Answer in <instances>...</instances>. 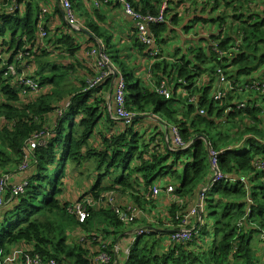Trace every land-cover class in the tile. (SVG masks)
I'll use <instances>...</instances> for the list:
<instances>
[{"label":"trees","instance_id":"obj_1","mask_svg":"<svg viewBox=\"0 0 264 264\" xmlns=\"http://www.w3.org/2000/svg\"><path fill=\"white\" fill-rule=\"evenodd\" d=\"M71 1L75 7L76 0ZM127 1L145 15L161 12V0ZM43 2L0 0V188L4 180L8 182L0 204V258L6 256L8 263L18 247L23 263L39 257L57 264H101L98 256L106 252L109 264H114L119 246L118 256L125 258V264H264V168H258L264 162V88L256 91L253 85L260 81L264 86V0H170L175 7L166 10L167 23L151 25L161 54L149 70L155 81L169 79L171 97L158 94L139 77L133 82L132 72L122 66L128 80L127 107L143 117L131 126L109 114L105 78L90 87L89 80L101 71L87 68L77 57L82 32L69 29L51 37ZM114 3L122 7L120 0L107 5ZM98 8L93 7L88 16H98ZM53 9L59 12L56 4ZM40 26L46 31L43 47L38 46ZM85 26L97 38L111 40V29L103 23L90 17ZM179 33L189 36L187 43ZM131 39L149 55L135 34ZM173 40L181 44L173 45L177 47L170 59H159L164 44ZM46 42L56 50L65 48L74 61L57 62L65 56L58 54L55 60L56 51L49 50ZM19 52L25 54V60L16 64L20 72L38 66L30 75L42 86L35 96L22 97L14 77L3 75ZM119 52L111 57L113 61L117 62ZM81 67L89 70V80L70 82L68 91L56 86V79L77 75ZM218 70L233 85H247V91L231 90L227 98L216 100ZM242 101L252 105L237 108ZM229 106L233 111H227ZM148 114L167 121L169 146L157 126L150 131L136 128ZM173 127L184 145L193 144L191 148H175ZM32 139L39 145L30 152ZM208 148L221 152L217 169L223 177L208 188L202 208L192 215L200 192L215 173ZM93 160L95 184L75 201L65 199L66 184L78 186ZM72 171L79 176L75 178ZM23 183H27L24 192L15 193L14 188ZM158 184L173 185L175 192L170 198L160 195L170 201L152 223L148 216L121 220L118 209L109 205L98 209L86 205L89 216L81 223L73 210L76 203L99 202L108 193L121 191H130L140 204L141 197ZM140 187L146 191L142 196ZM208 216L213 217V226ZM185 221L190 238L173 241V231ZM77 228L83 237L74 234ZM135 228L134 234L145 231L128 238L125 232ZM74 235L78 241L70 239Z\"/></svg>","mask_w":264,"mask_h":264},{"label":"built area","instance_id":"obj_2","mask_svg":"<svg viewBox=\"0 0 264 264\" xmlns=\"http://www.w3.org/2000/svg\"><path fill=\"white\" fill-rule=\"evenodd\" d=\"M113 0H87V2H91V5L94 8H98V6L101 5H107L108 3H111ZM121 5L124 9V13L126 16H128L130 19L133 21L134 25V34L138 38V40L145 44L148 48V52L151 58H154L161 54V50L159 48V43L157 41V37L152 34L151 32V25L154 24H163L167 23L168 17L166 14V10L171 8V6L168 4V0L162 3V8L161 12L156 16H151V15H145L141 12H139L137 9H134L131 6V3L127 0H120ZM60 4L62 8L65 11L66 14V19L68 21V24L71 27H78L80 28L81 26L84 27V21L79 18L78 13H77V8H75L72 4L71 0H60ZM44 11H47L46 8H43ZM207 37V35H205ZM46 37V31L44 30V27L40 26V35H39V41H38V46L43 47V42L44 38ZM39 47H35L33 50H37ZM40 49V48H39ZM86 56L90 59L89 62H92L97 69L98 72L101 71L100 75L98 77H94L93 79L89 80L90 87L93 88L102 82V80L108 77H111L112 75V66H114L112 62V58L109 55V52L105 49V47H97V48H92L87 51ZM25 54L23 52H19L17 56L15 57V62L13 63H8L6 66V69L3 73L5 77H8L9 75H12L14 77L13 81L15 85L20 89L21 96H35L39 94L42 90L41 84L37 81L36 78L28 75L25 72H20L17 63L23 62L25 59ZM20 60V61H19ZM115 67V66H114ZM151 75V74H150ZM180 82L185 83L184 79H180ZM157 82V83H156ZM152 86L154 89L158 92V94L164 96L165 98H170L171 97V85L169 83V79L167 77H162L160 81H155V79H151ZM114 93H113V99H114V106L110 108V115L113 118H116L117 120H121L124 125L131 126L134 121L138 118H141L140 115H136L134 112L130 111L127 107V99H125L126 94H127V84L128 80H126L123 72L121 70H118L117 72V78L116 81L114 82ZM253 85L255 87L256 91H261L263 92L264 86L260 81H254ZM217 86L218 90L216 89V93L214 95L216 100L224 99L227 98V94L231 90L237 91V93H243L247 91V85L241 86L239 84L233 85V82L221 71L218 70V77H217ZM256 103H259L256 101ZM71 104L70 101L66 104V107H68ZM252 104H248L245 101H242L238 103L236 106L237 108H247ZM233 106H229L227 108V111H233ZM201 113H205L203 110ZM172 134L174 138V144L176 145V148H186L189 145H184V141L181 137V134L178 132L177 127L172 128ZM39 145V142L36 139H32L29 142V150L30 152L34 150L37 146ZM169 146V143L167 144ZM208 152H210V156L212 158L211 164L213 167V170L215 171L213 178L207 183V185L203 188V190L200 192V201L195 208L191 210V214L195 215L197 211H199V208H202L203 206V200L205 196V192L208 190L209 187L213 185L214 182L222 179L223 175L218 170V162H217V157L220 155L221 152L216 151L215 149L208 148ZM25 163L22 167L24 169L27 164H28V159H29V154L25 155ZM258 161V160H257ZM258 168H264V162L263 163H258ZM264 183V179H263ZM8 182L4 180L1 188H0V204H1V198H3L2 191H3V186H7ZM27 185V183H23L21 185H17L14 188L15 193H20L24 192V188ZM152 195L153 197L165 194L166 197L170 198L174 192L175 189L173 185H168L166 187H162L160 184L154 185L152 187ZM114 193V192H111ZM174 199V198H173ZM176 200V199H175ZM174 200V201H175ZM93 200H85L83 203H76L74 205V212L78 215V219L81 223L85 222L87 217L89 216V210H87L86 205H90V202ZM113 207V205L111 204ZM116 209V208H115ZM118 213L120 215L121 220H125L126 222L134 220V215L130 214L128 210H126L127 214L120 213L118 209ZM186 221L183 225L182 228L177 229L176 231H173V234L171 235V238L173 241H179V240H187L191 236L190 230L185 226ZM145 230L140 229L135 232V235H138L140 233H143ZM134 241V237H133ZM129 251V249H127ZM98 260L102 264H109L110 262V257L106 252L98 256ZM27 264H57L55 260L51 259L47 262L42 261L39 257H34L32 258Z\"/></svg>","mask_w":264,"mask_h":264},{"label":"crops","instance_id":"obj_3","mask_svg":"<svg viewBox=\"0 0 264 264\" xmlns=\"http://www.w3.org/2000/svg\"><path fill=\"white\" fill-rule=\"evenodd\" d=\"M80 3V7H78L79 13L78 16L79 18H81L85 23L86 20L88 18H93V20L97 23H103L104 26H109L111 30L108 31V34L111 37V41L106 42L105 37H99L97 38L95 35L92 34V36L86 34L85 32L81 31L82 33H80V35L78 36V40L80 42V44L82 45L81 50L77 53V57L79 58V60L81 61V63L85 64V66L87 68H90L92 70V68L94 70H97L94 66V64L92 62H89V58L86 56L87 51L89 49L92 48H99V47H105V49L108 51V48L110 46H112L113 44L116 45L117 49L120 50V52L123 54L122 56H126L128 55L127 52H125L124 50L127 49L130 51V55L131 57L128 59L129 61H135L136 63H138V67L135 70H131L130 72H132V80L133 82L137 81V77H139L144 84H150L151 83V79H154V76L152 73H150V66L152 64L155 63V59L151 58L150 55H145L144 53L140 52V48L138 47V45H136L135 43H133V40L131 39L132 35H134V25H133V21L132 19H130L128 16H126V14H124V11H120L119 9L122 10L121 6H117L114 4L112 5H107L105 6L106 9L105 10H101L99 9V13L98 16H96L95 14L93 16H88L89 13L88 12H92L91 10H93V6L91 5V2H87V0H77ZM170 3V0H168ZM172 1V0H171ZM168 3V4H169ZM54 4L57 5L59 12L55 11L54 8ZM171 7H175L174 4H169ZM46 8L47 11L45 12V15L47 16L48 19V27L50 30V36L53 38H56L57 36H60L62 34V32H67L69 29L75 30L73 27H71L68 24V21L66 19V14L64 9L62 8L61 4L59 3L58 0H45V2L42 4V9ZM121 14L125 17L124 20L121 19ZM92 15V14H91ZM101 15H103V19L101 18ZM84 23V27L85 26ZM76 31V30H75ZM80 32V31H78ZM184 41H182L183 43H187V39H190L189 36H185L183 35ZM93 39V40H92ZM47 48L49 50L52 51H56L52 57L59 56V55H68L65 50V48H62L64 51L60 50H56L57 46L54 47L53 43L50 42H46ZM175 44V42H171L170 45L173 46ZM181 44V42L179 43V45ZM189 44V43H188ZM190 45V44H189ZM188 45V46H189ZM148 51V49H147ZM146 51V52H147ZM59 54V55H58ZM114 59H112V62L114 64V66H112V75L111 77L106 78L105 82V88L103 91L105 93L106 99L108 100V107H109V114H110V108L113 107V90H114V82L116 81L117 78V72L118 70H122L124 67L119 68L117 66L118 62L113 61ZM70 61H74L73 57H65L63 60H59L57 62H62L63 63H70ZM85 61V62H84ZM87 68L81 67L79 69V73L77 75H70L69 76V80L70 82H76L78 83V80L81 79H85V80H89L91 78L90 72ZM38 66L37 65H33L31 67V71H37ZM134 71V72H133ZM151 74V75H150ZM116 75V76H115ZM78 77V79H77ZM109 82V83H107ZM152 84V83H151ZM52 86V85H49ZM183 94V96L186 94L185 92H181ZM23 97V96H22ZM227 120V118H226ZM140 124V126H136L137 129H143V130H152L153 128H155L157 126V129L160 131H163L165 137H166V144L169 143V139H170V135L168 133V128H167V121L161 117L158 116V114L156 116L148 114L145 117V120L143 122H138ZM138 125V124H137ZM119 127V126H118ZM120 128V127H119ZM168 146V145H167ZM176 148V147H175ZM70 184V183H69ZM82 184V186H80ZM81 184H78V186H75L76 188L73 190V197L74 200L76 198L79 197V195L84 194V192L86 191V186L89 184L88 183V179H84V181L81 182ZM75 185V182H74ZM79 188V189H78ZM168 198H165V196H163L160 200L161 204V212L163 210L167 209V204L168 201L170 200H166ZM135 229H129L125 232V234H127L128 238L129 235L132 236V234H134V230ZM74 234L76 235H80L81 232L78 231V228L76 230L73 231ZM74 235V236H76ZM135 235V234H134ZM127 238V239H128ZM78 239V237L76 236V240ZM19 253H20V249L17 247L14 249L12 255L8 258V263L7 264H27V263H23L19 258ZM116 259H115V263L114 264H120V261L125 259L122 255L117 256L116 254Z\"/></svg>","mask_w":264,"mask_h":264},{"label":"rangeland","instance_id":"obj_4","mask_svg":"<svg viewBox=\"0 0 264 264\" xmlns=\"http://www.w3.org/2000/svg\"><path fill=\"white\" fill-rule=\"evenodd\" d=\"M166 0H161V2H160V10H161V8H162V3L163 2H165ZM44 3V2H43ZM77 3H80V2H78L77 0H76V4H75V7H80V5L79 4H77ZM74 5V4H73ZM105 6H107V5H101V6H98L99 8L98 9H101V10H105L106 9V7ZM120 11H123L124 9H123V7H122V10L121 9H119ZM77 12L79 13V10L77 9ZM24 14H25V12H24ZM80 14V13H79ZM125 14V13H124ZM121 19H123L124 20V16L121 14V17H120ZM107 27H109V26H107ZM180 35H182L181 33H179ZM183 36V35H182ZM175 37H177V35H175ZM111 41V40H110ZM173 42H175V44L177 45V44H179L180 43V41H178V40H173ZM174 44V45H175ZM162 45V44H161ZM164 53H163V56H161V57H159V59H163L165 56V58L166 59H170V53L171 52H173V50L177 47V46H171V45H169V43H168V45H165L164 44ZM173 47V48H172ZM125 52H127V54L128 55H124V56H122L123 54L121 53V52H119V50L117 49V47H116V45L115 44H113L112 46H110L109 48H108V52H109V55L113 58L114 56H116L117 54H118V52H119V57H118V59H117V66L119 67V68H121L122 66H124L125 67V69L127 70V72H130L131 70H135L137 67H138V63H136L135 61H129L128 59L131 57V55H130V51L129 50H127V49H125L124 50ZM63 56H65V57H70V56H66V55H63ZM55 60H58V58H55ZM213 63L212 62H210V64H207L205 67H207L208 69L211 67V65H212ZM26 73L28 74V75H33V73L34 72H32L31 70H29V69H27L26 70ZM77 79H78V77H77ZM58 82H59V84L58 83H56V86L58 87H60V88H62V89H64V90H66V91H68V89H70L71 87H69L70 86V80H69V77H65L64 79H62V80H58V79H56ZM79 82V81H78ZM79 83H77V85H78ZM172 87H173V85H172ZM18 90L20 91V89L18 88ZM209 96H211V94H209ZM137 127L138 126H140V124L138 123V125H136ZM91 143L93 144V141H91ZM94 162H95V160H93ZM78 167V166H77ZM96 167V162L94 163V165L93 166H90V169H88V170H85V173L87 174V176L89 177V178H87V176L85 175L83 178H79L78 180H79V183L81 184V182L84 180V179H89L88 180V183H89V185H87L86 186V190H88V188H90L91 187V185L92 184H95V182H96V178H97V175L94 173V168ZM84 168V167H83ZM78 169V168H77ZM68 170H72V168L70 169V167L68 168ZM81 171H84L82 168H81ZM94 174H93V173ZM2 174L3 175H5L6 173H5V171L3 170L2 171ZM70 174H71V172H70ZM72 174H74V176H75V178H77L78 176H79V173H78V171L77 172H75V171H72ZM71 174V175H72ZM8 176V175H7ZM108 176H110V177H113V176H115L113 173H110ZM90 181V182H89ZM70 183V184H69ZM80 186H82V184L80 185ZM76 187L74 186V184H72L71 182H68L67 184H66V188H65V199H68V200H71V201H75L74 200V197H73V190L75 189ZM141 188V192H140V194H141V196L143 195V193L144 192H146L145 190H144V187H140ZM79 189V188H78ZM150 189V188H149ZM147 194L148 195H146L145 197L147 198H144V196H142L141 197V201H140V204H138V203H136L135 201H134V196H132L131 195V192L130 191H128V192H114V193H108L107 195H106V197H104V199L102 200V201H99V202H96V201H92V202H90V204H91V206L94 208V207H96L97 209L98 208H101V207H103V206H105V205H109L110 207H112L111 206V204L113 205V207L114 208H116V209H119V211H120V213L122 214V213H124V214H127L126 213V210H128L129 212H130V214H133L134 215V218H136V217H139V219L140 220H142L143 218H145V217H143V216H148V218L150 219V222L152 223L153 222V220H152V217H153V219H154V215H160V216H162V214H161V210H160V208H161V204H159L160 203V200H161V198L163 197V196H160V195H158V196H154L153 197V195H152V193H148L147 192ZM137 195V194H136ZM146 203H148L147 204V206H146ZM152 213H150V212ZM164 211V210H163ZM152 215V216H151ZM158 215V216H159ZM138 219V220H139ZM207 220H208V222H209V224H213V222H214V219H213V217H211V216H208L207 217ZM213 226V225H212ZM85 235H89V231H87V232H85L84 233V236ZM79 237L81 238V237H83V235H79ZM70 239L71 240H73V239H76V236H74V238H73V236L72 237H70ZM78 241V240H77ZM126 244V243H125ZM123 246H125V248L127 247L126 245H123ZM119 249H120V247L119 246H116V248H115V252H116V254H117V256H118V251H119ZM119 253H121L120 251H119ZM7 258H6V256H4L3 258H0V264H6L7 263ZM120 264H125V260L123 259V260H121L120 261Z\"/></svg>","mask_w":264,"mask_h":264},{"label":"water","instance_id":"obj_5","mask_svg":"<svg viewBox=\"0 0 264 264\" xmlns=\"http://www.w3.org/2000/svg\"><path fill=\"white\" fill-rule=\"evenodd\" d=\"M58 1H59V3H60V0H58ZM74 29H75L76 31H83V32H85L86 34L92 36V34L90 33V31L87 29V27H82V26H81L80 28H78V27H74ZM115 76H116V75H115ZM140 117L143 118L142 116H140ZM197 138H199V137H197ZM192 145H193V144H190L188 147H186V148H184V149L191 148ZM207 146H208V143H207ZM179 149H181V148H179ZM201 215H202V213H201Z\"/></svg>","mask_w":264,"mask_h":264},{"label":"bare ground","instance_id":"obj_6","mask_svg":"<svg viewBox=\"0 0 264 264\" xmlns=\"http://www.w3.org/2000/svg\"><path fill=\"white\" fill-rule=\"evenodd\" d=\"M218 183V182H217ZM207 184V183H206ZM202 190V189H201ZM199 196V195H198ZM195 231V230H194Z\"/></svg>","mask_w":264,"mask_h":264},{"label":"clouds","instance_id":"obj_7","mask_svg":"<svg viewBox=\"0 0 264 264\" xmlns=\"http://www.w3.org/2000/svg\"><path fill=\"white\" fill-rule=\"evenodd\" d=\"M44 8V7H43ZM46 12V11H45ZM74 28V27H73Z\"/></svg>","mask_w":264,"mask_h":264}]
</instances>
